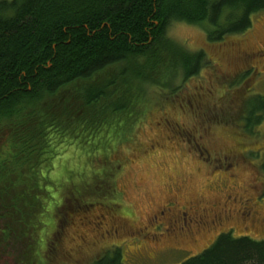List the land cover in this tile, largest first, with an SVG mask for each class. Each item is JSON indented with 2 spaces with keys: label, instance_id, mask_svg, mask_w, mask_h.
Returning <instances> with one entry per match:
<instances>
[{
  "label": "trees",
  "instance_id": "16d2710c",
  "mask_svg": "<svg viewBox=\"0 0 264 264\" xmlns=\"http://www.w3.org/2000/svg\"><path fill=\"white\" fill-rule=\"evenodd\" d=\"M261 12L264 0H0V264H39L67 187L78 202L114 194L121 165L112 157L133 141L122 130L145 105L146 84L171 90L174 77L186 82L207 65L204 52L170 39L173 23L202 28L216 43L245 35ZM113 68V92L84 91L77 113L51 102ZM246 107L241 119L252 133L264 119V95ZM76 149L85 154L79 168L67 163ZM56 163L65 181L52 179ZM94 264H122L121 251ZM181 264H264V240L223 233Z\"/></svg>",
  "mask_w": 264,
  "mask_h": 264
},
{
  "label": "rangeland",
  "instance_id": "374dc122",
  "mask_svg": "<svg viewBox=\"0 0 264 264\" xmlns=\"http://www.w3.org/2000/svg\"><path fill=\"white\" fill-rule=\"evenodd\" d=\"M168 34L187 51L204 52L207 65L186 82L182 74L174 77L172 85H181L175 93L174 87L167 89L170 85L146 84L145 105L135 109L132 123L122 130L133 141L119 144L112 157L121 165L113 173L114 194L97 202L93 197L78 202L70 200L74 197L67 187L61 207L54 210L56 231L39 264H94L118 249L122 264H181L209 248L222 233L264 239L257 218L247 225L241 220L248 200L264 220V119L252 133L241 119L247 101L264 95V12L253 17V27L245 35L221 42H209L202 28L179 22ZM251 66L261 73L258 79L244 77L242 72ZM117 72L113 68L92 81L71 85L51 102L77 113V96L103 86L112 93L114 87L108 83ZM167 80L171 84L170 76ZM84 155L76 149L67 163L79 168ZM59 170L53 171L52 179L65 181ZM87 200L96 204L87 208ZM188 205L209 208L212 220L224 205L234 211L232 218L223 217L185 239L172 232L164 217L168 209L181 214Z\"/></svg>",
  "mask_w": 264,
  "mask_h": 264
},
{
  "label": "flooded vegetation",
  "instance_id": "af4514ba",
  "mask_svg": "<svg viewBox=\"0 0 264 264\" xmlns=\"http://www.w3.org/2000/svg\"><path fill=\"white\" fill-rule=\"evenodd\" d=\"M261 57L264 58V54H261ZM250 72L251 76L255 78H259L261 73L256 72V67L251 66L249 70L242 72L243 74H247ZM241 73V74H242ZM249 75V76H250ZM247 203V204H246ZM244 205H247L246 208L243 207V211L245 210L246 214L241 217L243 224H251L252 219L257 218L259 223L264 227V220H260L259 212L254 206V203L249 200L246 201ZM186 209L185 212L179 214V212L173 213L172 209H168V216L164 217L166 223L170 226L173 230L172 232L179 237L185 239H192L195 234L200 233L202 229L206 230L210 225H213L216 221H221L223 217L225 218H232L234 209H230L227 205H224L222 208V212L214 215L215 220H212L207 213L208 209H200V207L195 208L192 206H184ZM190 211V212H189ZM200 211L205 213V215H200ZM164 213L162 212V215ZM253 217V218H252ZM164 223V222H163ZM163 225V224H161ZM223 234V233H222ZM221 235V234H220ZM219 235V236H220ZM218 236V237H219ZM216 240V239H215ZM264 240V239H262ZM259 240V241H262Z\"/></svg>",
  "mask_w": 264,
  "mask_h": 264
}]
</instances>
